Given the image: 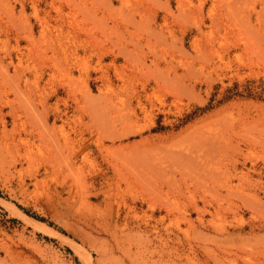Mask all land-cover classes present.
I'll list each match as a JSON object with an SVG mask.
<instances>
[{
	"label": "rangeland",
	"instance_id": "374dc122",
	"mask_svg": "<svg viewBox=\"0 0 264 264\" xmlns=\"http://www.w3.org/2000/svg\"><path fill=\"white\" fill-rule=\"evenodd\" d=\"M241 122L264 124V0H0V264H164L176 202L214 237L196 173Z\"/></svg>",
	"mask_w": 264,
	"mask_h": 264
},
{
	"label": "bare ground",
	"instance_id": "6f19581e",
	"mask_svg": "<svg viewBox=\"0 0 264 264\" xmlns=\"http://www.w3.org/2000/svg\"><path fill=\"white\" fill-rule=\"evenodd\" d=\"M234 125L235 124H233V126ZM213 138L210 139L214 140ZM221 139L222 143L219 142L221 145H215L216 147L213 145V148L217 151L216 152L215 149L213 150L216 154L212 153L210 156H205V158L201 156L203 160L200 163L204 164H200L202 169L200 168L199 172L196 170V178L199 181L197 184H203V186H201L202 191L205 194H209V196L216 201L214 211L212 209V212L215 214H213V218L210 219L212 226H214L215 236L209 239H205L201 236L204 233L200 234V229L197 228L198 225H194V223L187 216H185L186 210L184 209L187 206L184 207V201H181V198L178 199L177 197L179 202H183H180V205L182 204L183 207H180L178 202L175 203V208L181 213L180 215H182V217L180 216L178 217V220L175 222L173 221L174 224L172 228L167 229L168 233L166 234L165 239L162 240L161 246L158 250L153 251L157 252V260L160 262L163 258H165L164 264H166V261H170L172 264H178L179 262L176 261V259L183 262L182 264H240V261L245 262V264H264V249L260 251L262 257L260 258L261 260L257 258L258 262H252L251 258L253 256L250 255L253 249H257L258 246L261 247L262 243H264V200L256 191V189L258 190V188L264 187V124H262V126H255L248 122H241V124L237 126V129L224 134ZM221 139L219 137V141ZM205 144H207V142ZM241 144L244 145L245 152L241 147ZM213 148L211 147V149ZM140 154L141 153H138L136 156L131 154L130 157H132V159L136 162ZM223 157L226 160L224 164L225 169L222 168L218 170L219 166L217 167V165H215L214 167L213 164H215L217 160L223 159ZM241 157V160L243 161H240ZM199 160L200 159L198 158V161ZM239 164L246 166L244 167L245 170L238 169ZM247 164H249V166H247ZM233 179H236L237 183H234ZM181 187H178L180 191L176 190L178 191L177 194L180 192L179 195H182L181 192H188V196H191V193L194 191L189 188V185L184 188ZM192 197L193 194L189 198L191 199ZM207 201L208 200L206 199L205 202ZM238 202L243 205L242 207L245 206L251 210V218L257 217L256 219H258L257 223L251 221L253 224L246 232H244V228L241 223L239 224L241 221L239 218L238 219L240 221L238 219H234V221L238 223H228L229 226H231V229H229L226 223V214L231 212L233 217L236 214V208L239 206ZM210 203L208 202V204ZM203 204L205 207L206 203ZM204 207H196V210L200 212V210ZM168 210L171 211L170 209ZM259 213L261 214L260 216H258ZM198 221L202 222V219ZM185 222L187 225L182 228L181 224ZM196 231H199L200 240L198 241L204 240L205 244L200 245L199 243H195L194 239H197L198 235ZM169 241L171 244L167 243ZM147 245L149 246V244L146 243L144 250L148 249ZM195 246L197 249L198 247L201 248V256L196 253L197 250ZM137 247H139V244Z\"/></svg>",
	"mask_w": 264,
	"mask_h": 264
}]
</instances>
